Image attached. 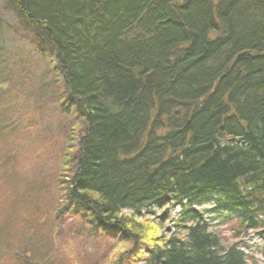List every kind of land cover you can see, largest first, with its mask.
I'll list each match as a JSON object with an SVG mask.
<instances>
[{"label":"trees","instance_id":"trees-1","mask_svg":"<svg viewBox=\"0 0 264 264\" xmlns=\"http://www.w3.org/2000/svg\"><path fill=\"white\" fill-rule=\"evenodd\" d=\"M4 1L49 61L60 123L75 124L61 155V224L80 214L95 235L150 240L144 264H256L241 247L252 232L264 254V0ZM22 79L0 70L2 145L23 129L3 102ZM160 210L156 229L170 221L173 231L147 236L155 223L141 220ZM23 235L0 229V252L28 254Z\"/></svg>","mask_w":264,"mask_h":264},{"label":"rangeland","instance_id":"rangeland-1","mask_svg":"<svg viewBox=\"0 0 264 264\" xmlns=\"http://www.w3.org/2000/svg\"><path fill=\"white\" fill-rule=\"evenodd\" d=\"M34 49L17 18L5 1L0 0V55L5 56L2 60L5 66L0 70L7 74L21 72L23 78L16 84V99L3 100L6 106L14 103L13 108L17 111L11 113L10 119L23 124V129L21 134L12 133L6 145H2L4 139H0V229L6 230L8 226V232L13 236L19 229H25L29 235H23V247L27 246L28 254L18 255L11 249L13 246L5 247L6 250L0 252V264H114L116 259L119 260L118 253H121L119 262L122 264H144V254L152 245L150 240H144L138 246L131 241L123 243L119 241V235L105 238L82 228L80 214L69 217L62 224L60 216L53 215L56 209L60 212L59 183L68 176L61 175L67 162L61 155L66 146L72 147L66 140L71 131L60 123L67 114L63 113L59 95H51L54 91H50L53 87L49 61ZM38 88L44 92H39ZM10 156L12 162L1 167L5 165L3 162H9ZM4 169L15 173L20 181L13 185L11 177L4 176ZM57 179L60 181L56 182ZM177 212L176 208L169 210L172 219L177 217ZM69 215L71 213L63 215V219ZM162 216L163 210H160L141 220L150 226L155 223L147 236H159L162 230L173 231L170 221L162 229H156L157 219ZM216 229L232 243L239 242L232 240L224 227ZM31 239L35 241L29 246L27 240ZM243 242L252 248L241 249L247 255L255 254L256 264H264V254L256 246L261 243L257 235L250 232ZM124 250L125 254H122Z\"/></svg>","mask_w":264,"mask_h":264},{"label":"bare ground","instance_id":"bare-ground-1","mask_svg":"<svg viewBox=\"0 0 264 264\" xmlns=\"http://www.w3.org/2000/svg\"><path fill=\"white\" fill-rule=\"evenodd\" d=\"M240 54H242V56H243V54H245V56H243V57H246V56H250V55H251V53H250L249 51H245V52H242V53H240ZM263 55H264V53H263ZM238 57H239V56H238ZM178 114H179V112H177L176 115H178ZM73 120H74V119H73ZM63 126H64V128H65L66 130L72 131V130L74 129V127H75V124H74L73 122L70 121V117H69V118H67V119L64 121ZM78 148H79V145H78V142H77L75 148L71 151V154H68V155H67V157L69 156V158L66 157L67 160H72V157L75 156V154H76ZM233 213H234V211H233ZM125 214H129V212H126ZM129 215H130V214H129ZM232 215H234L235 217L238 218V215H236V214H232Z\"/></svg>","mask_w":264,"mask_h":264},{"label":"water","instance_id":"water-1","mask_svg":"<svg viewBox=\"0 0 264 264\" xmlns=\"http://www.w3.org/2000/svg\"><path fill=\"white\" fill-rule=\"evenodd\" d=\"M243 56H245V54H243ZM242 54L239 55V57H243Z\"/></svg>","mask_w":264,"mask_h":264}]
</instances>
